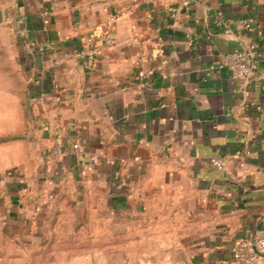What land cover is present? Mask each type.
I'll return each mask as SVG.
<instances>
[{"label":"crops","instance_id":"obj_1","mask_svg":"<svg viewBox=\"0 0 264 264\" xmlns=\"http://www.w3.org/2000/svg\"><path fill=\"white\" fill-rule=\"evenodd\" d=\"M185 1L0 0L2 222L58 212L166 264H234L264 227V0ZM251 45L261 79L218 67Z\"/></svg>","mask_w":264,"mask_h":264},{"label":"rangeland","instance_id":"obj_2","mask_svg":"<svg viewBox=\"0 0 264 264\" xmlns=\"http://www.w3.org/2000/svg\"><path fill=\"white\" fill-rule=\"evenodd\" d=\"M50 220L38 227L32 221L12 226L0 219V264H166L170 259L157 255V241L127 249L124 240L93 239L98 229L91 223L58 217L52 227Z\"/></svg>","mask_w":264,"mask_h":264},{"label":"built area","instance_id":"obj_3","mask_svg":"<svg viewBox=\"0 0 264 264\" xmlns=\"http://www.w3.org/2000/svg\"><path fill=\"white\" fill-rule=\"evenodd\" d=\"M185 1V5L188 4ZM116 20L113 17L107 23V30L103 34V40L106 45L113 44V37L109 33L111 24ZM256 18L248 16L240 21V26L248 31H253L256 28ZM220 24H225L223 20H218ZM229 32V29L225 30ZM94 38L89 37L87 43L82 49V53L90 58H95L100 53L99 48L93 44ZM219 68L228 71L229 75L234 79L244 80H259L263 76L258 74L259 68V54L254 45L250 47L233 50L231 52L223 53L220 56ZM140 75H144L140 72ZM78 148V144L74 145ZM56 150L54 154H58ZM211 163L213 166L223 169L225 167V160L220 157H212ZM234 264H264V227H260L250 232L247 235L241 236L232 249Z\"/></svg>","mask_w":264,"mask_h":264},{"label":"trees","instance_id":"obj_4","mask_svg":"<svg viewBox=\"0 0 264 264\" xmlns=\"http://www.w3.org/2000/svg\"><path fill=\"white\" fill-rule=\"evenodd\" d=\"M12 139H13V135L12 134H8L6 136H1L0 137V142H6V141H10ZM58 217H59L58 216V212H55L54 215L52 216L51 220H50V225L52 227L57 223V218ZM93 239H95V240H108V241H113V240H117V239L124 240L127 243L126 244V248L127 249H133L134 247L137 248V245H139L141 248H143L145 246V244H144L145 242H147V241H156L154 239L153 240H144V241L139 240V239L132 240V239H128L125 234H119V235H113V236H109V235L95 236V237H93ZM143 254H145V253H143ZM151 254H153V253H151Z\"/></svg>","mask_w":264,"mask_h":264},{"label":"water","instance_id":"obj_5","mask_svg":"<svg viewBox=\"0 0 264 264\" xmlns=\"http://www.w3.org/2000/svg\"><path fill=\"white\" fill-rule=\"evenodd\" d=\"M3 20L2 12L0 11V22Z\"/></svg>","mask_w":264,"mask_h":264}]
</instances>
